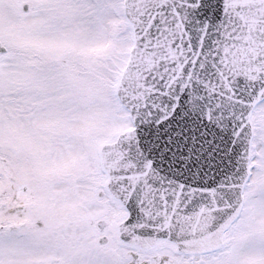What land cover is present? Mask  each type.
Wrapping results in <instances>:
<instances>
[{"label":"snow or ice","instance_id":"1","mask_svg":"<svg viewBox=\"0 0 264 264\" xmlns=\"http://www.w3.org/2000/svg\"><path fill=\"white\" fill-rule=\"evenodd\" d=\"M0 264H264V0H0Z\"/></svg>","mask_w":264,"mask_h":264}]
</instances>
